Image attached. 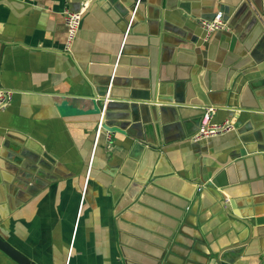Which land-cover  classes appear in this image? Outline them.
Listing matches in <instances>:
<instances>
[{"label":"crops","instance_id":"1","mask_svg":"<svg viewBox=\"0 0 264 264\" xmlns=\"http://www.w3.org/2000/svg\"><path fill=\"white\" fill-rule=\"evenodd\" d=\"M136 1L0 0V236L35 264H264V0ZM206 105L234 130L194 141Z\"/></svg>","mask_w":264,"mask_h":264},{"label":"built area","instance_id":"2","mask_svg":"<svg viewBox=\"0 0 264 264\" xmlns=\"http://www.w3.org/2000/svg\"><path fill=\"white\" fill-rule=\"evenodd\" d=\"M88 7V2L84 1L80 5V9L77 12L70 10L63 11V22L66 32V41L64 44V51L70 53L71 47L77 36L80 28L82 16ZM200 27L205 33V40H207L211 33L222 30L229 31L228 25L222 20L221 14L218 13L212 20H201ZM12 91L6 89H0V110H4L10 103L12 98ZM215 108L213 106L203 107V113L199 122L196 133L192 136V140L198 141L207 138H213L224 135L234 130V126L230 121H224L222 123H212L211 119L214 114ZM101 130V124L97 128V134L99 135ZM106 141L110 142V133L106 132Z\"/></svg>","mask_w":264,"mask_h":264},{"label":"water","instance_id":"3","mask_svg":"<svg viewBox=\"0 0 264 264\" xmlns=\"http://www.w3.org/2000/svg\"><path fill=\"white\" fill-rule=\"evenodd\" d=\"M140 1L141 0H137L136 1V6H138V3ZM136 6H135V8L137 9ZM127 33H128V31L125 32L124 36H127ZM124 39H126V37H124ZM122 48H123V46L121 47V49H120L121 51H119V53H118V55H117V57L115 59V62L113 64V70H114V68L117 67L118 64H120ZM106 99H107L106 96H103V105H105ZM206 106H204V107H206ZM202 113H203V107H202ZM0 251L2 253H4L6 256H8L10 259H12L17 264H35L34 262L26 260L19 252H17L13 247H11L1 236H0ZM162 260H163V255L158 257V261L159 262L162 261ZM165 263L166 264H174V263L168 261V259L165 260Z\"/></svg>","mask_w":264,"mask_h":264}]
</instances>
